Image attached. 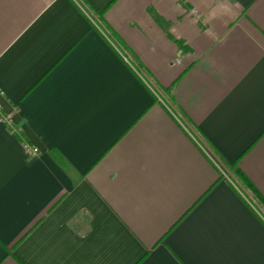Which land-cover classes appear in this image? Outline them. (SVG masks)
<instances>
[{
  "label": "crops",
  "instance_id": "obj_1",
  "mask_svg": "<svg viewBox=\"0 0 264 264\" xmlns=\"http://www.w3.org/2000/svg\"><path fill=\"white\" fill-rule=\"evenodd\" d=\"M83 1L264 196V0ZM0 264H264V219L72 0H0Z\"/></svg>",
  "mask_w": 264,
  "mask_h": 264
},
{
  "label": "built area",
  "instance_id": "obj_2",
  "mask_svg": "<svg viewBox=\"0 0 264 264\" xmlns=\"http://www.w3.org/2000/svg\"><path fill=\"white\" fill-rule=\"evenodd\" d=\"M77 7L85 14V16L91 21L93 26L113 45V47L119 52V54L122 56V58L131 66V68L140 76V78L149 86V88L154 92L157 99L161 100L166 107L169 109V111L175 116V118L181 123L185 129L191 134V136L195 139V141L199 144V146L210 156V158L213 160V162L217 165L219 168L221 174L229 180L235 188L247 199V201L252 205V207L257 211V213L264 219V210L261 208L262 206L257 202V200L252 197L249 192L236 180L234 177L228 172H224L222 169V162L214 158L209 152L208 149L204 146L201 139L196 136V134L191 130L189 124L185 121L184 117L177 112L176 109H174L169 103H167L165 98L162 96L161 93H159L158 89L153 85L151 80L148 78L146 73L143 71V69L139 66V64L133 60L129 53L121 46V44L117 41L114 34L107 28L105 25L101 22L99 18L96 17L94 12L88 7V5L83 0H72ZM3 121L10 123L11 122V116L5 115L2 117ZM25 145L27 146L29 153L32 155H36L38 153V149L29 143L25 142Z\"/></svg>",
  "mask_w": 264,
  "mask_h": 264
},
{
  "label": "trees",
  "instance_id": "obj_3",
  "mask_svg": "<svg viewBox=\"0 0 264 264\" xmlns=\"http://www.w3.org/2000/svg\"><path fill=\"white\" fill-rule=\"evenodd\" d=\"M223 165L227 171L236 179L256 200L257 202L264 207V196L259 192L256 186L249 180L246 174L242 171L237 164H230L223 162ZM221 177L223 175L221 174Z\"/></svg>",
  "mask_w": 264,
  "mask_h": 264
},
{
  "label": "rangeland",
  "instance_id": "obj_4",
  "mask_svg": "<svg viewBox=\"0 0 264 264\" xmlns=\"http://www.w3.org/2000/svg\"><path fill=\"white\" fill-rule=\"evenodd\" d=\"M203 142V141H202ZM204 146L208 149V152L212 155V151L210 150V148L203 142ZM213 156V155H212ZM215 158V156H213ZM217 159V158H216ZM218 160V159H217ZM222 169L224 170V172L227 171V169L225 168V166H222ZM250 194V193H249ZM251 195V194H250ZM252 196V195H251ZM253 197V196H252ZM262 208V207H261ZM263 209V208H262ZM264 210V209H263Z\"/></svg>",
  "mask_w": 264,
  "mask_h": 264
}]
</instances>
